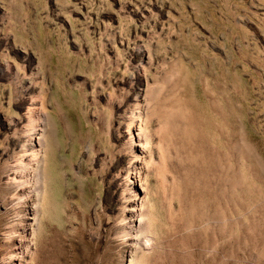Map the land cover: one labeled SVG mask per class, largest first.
<instances>
[{"label":"rangeland","instance_id":"obj_1","mask_svg":"<svg viewBox=\"0 0 264 264\" xmlns=\"http://www.w3.org/2000/svg\"><path fill=\"white\" fill-rule=\"evenodd\" d=\"M0 264H264V0H0Z\"/></svg>","mask_w":264,"mask_h":264},{"label":"bare ground","instance_id":"obj_2","mask_svg":"<svg viewBox=\"0 0 264 264\" xmlns=\"http://www.w3.org/2000/svg\"><path fill=\"white\" fill-rule=\"evenodd\" d=\"M161 103L162 104L158 103L157 105H154L152 107L151 115L157 116L158 119L160 120V129H159L160 131L159 132L161 133L162 137H164L168 141V144H174V145L178 144L179 146L185 147L187 143L188 144L190 143L188 140L192 141V139H195V138L201 139L202 133L200 132V128L198 126V123L200 121L199 122L197 121L198 120L197 116L195 117L194 115H188L184 111V109L180 106H172L168 104L167 102H163V101ZM175 138L178 139L179 141H177ZM147 143H148V140H147ZM192 146H193V143H192ZM21 172L27 173L28 167L21 166ZM39 177L40 176H37V179ZM38 181L36 180V182L35 181L34 182L36 183L37 185L36 187L39 192L41 181L40 182ZM216 217H217L216 215L214 216L209 215V218L213 220H215ZM203 219L204 217H202V220ZM137 242L139 244V247H142L143 250H147L154 246V242H155L154 235L151 233V231L145 229V225L137 233Z\"/></svg>","mask_w":264,"mask_h":264}]
</instances>
